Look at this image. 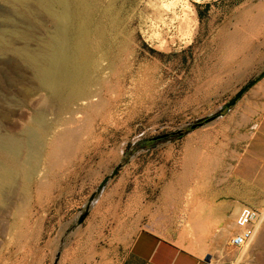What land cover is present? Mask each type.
<instances>
[{
  "label": "rangeland",
  "instance_id": "374dc122",
  "mask_svg": "<svg viewBox=\"0 0 264 264\" xmlns=\"http://www.w3.org/2000/svg\"><path fill=\"white\" fill-rule=\"evenodd\" d=\"M187 5L197 21L183 32L181 18ZM110 6L116 9L113 15L119 27L115 39L109 28L107 36L116 53L120 52L116 73L107 80L113 95L103 93L108 105L85 120L80 148L68 162L55 167L46 179L50 188L36 192L43 174L37 176L29 197L17 191L10 200L19 206L0 210V264H112L114 255H125L142 227L171 232L176 217L169 189L174 181L178 188L180 178L192 177L194 185L203 188L217 163H224V173H231L253 138L249 128L264 112V24L251 32L246 28L262 14L259 8L264 0H229L212 8H193L188 0L100 3L103 9ZM12 15L13 8L0 2V32L8 28L7 17ZM110 18L98 17L106 25ZM25 21L36 31L32 19ZM45 28L51 30L52 24L45 22ZM225 35L234 39L228 52L219 42ZM1 60L0 56V70L11 85L3 81L0 132L16 136L35 109L51 117L57 105L35 96L32 109L12 106L8 99H22L28 83L5 70ZM258 78L234 107L222 112L241 89ZM200 122L183 138L173 135ZM118 166V174L99 191ZM257 170L261 179L254 189L246 188L245 198L260 214L264 171ZM202 199L197 203L203 207ZM204 230L203 224L192 234L202 236ZM236 232L235 227L222 260L264 264V229L260 239L241 250L230 246Z\"/></svg>",
  "mask_w": 264,
  "mask_h": 264
},
{
  "label": "bare ground",
  "instance_id": "6f19581e",
  "mask_svg": "<svg viewBox=\"0 0 264 264\" xmlns=\"http://www.w3.org/2000/svg\"><path fill=\"white\" fill-rule=\"evenodd\" d=\"M101 1L0 0L13 8L12 18L7 17L8 28L0 32L1 61L5 70L28 83L24 97L19 100L10 97V104L20 109H32L35 104L33 98L37 96L41 101L47 99L57 105V111L51 114V117L35 109L32 118H29L31 121L25 123L16 136L2 135L0 132L2 211L9 205H18L11 202V194L19 191L23 196L29 197L37 176L43 174L41 185L35 189L36 192L50 188L46 179L54 174L56 166L68 162L79 146L78 143L83 142L80 132L85 126V120H90L91 116L95 117L100 109L108 105L102 95L110 91L107 80L109 74L114 76L116 73L115 67L120 52L117 51V54L113 49L114 45L108 40L107 29L109 28L115 39L119 24L113 15V10L116 9L112 6L101 8ZM185 7L187 13L182 16L180 25L183 32L190 29L191 22L197 21L192 8L188 5ZM259 9L263 11L262 14L249 23L246 31L251 32L258 25L264 24V6ZM100 15H110V23L106 25L100 22ZM26 19L34 21L36 31L33 26L27 24ZM45 22L52 24L51 30L45 28ZM233 40L229 35L222 37L219 41L222 50H231ZM165 43L164 40L163 44ZM3 81L11 85L9 77L0 70V94L4 96ZM113 91H110V96ZM6 94L10 95L8 91ZM101 126L102 123L96 127V131L101 129ZM82 133L85 138V132ZM87 137L89 138L88 135ZM169 191L174 198V187ZM195 206L198 207V213L188 220L186 230L189 234L203 226L206 216L199 203ZM14 220L17 221L15 214ZM16 224L14 221V228ZM263 229L264 209L253 226L252 241L260 239ZM245 252L247 253V250L242 253Z\"/></svg>",
  "mask_w": 264,
  "mask_h": 264
},
{
  "label": "crops",
  "instance_id": "0c3cea01",
  "mask_svg": "<svg viewBox=\"0 0 264 264\" xmlns=\"http://www.w3.org/2000/svg\"><path fill=\"white\" fill-rule=\"evenodd\" d=\"M249 133H253V138L231 173H224L225 164L217 163L212 173L205 177L203 188L196 187L192 177L188 180L180 178L178 188L174 181L173 211L176 218L171 232L149 225L142 227L132 238L125 255H114L112 264H232L222 258L235 228L236 217L241 206L249 205L245 198L246 188L254 189L261 179L257 167L264 171V112L255 126L249 128ZM186 196L192 198L186 199ZM200 197H203L206 215L202 236L183 231L185 221L198 213L195 204Z\"/></svg>",
  "mask_w": 264,
  "mask_h": 264
},
{
  "label": "built area",
  "instance_id": "2783aa9c",
  "mask_svg": "<svg viewBox=\"0 0 264 264\" xmlns=\"http://www.w3.org/2000/svg\"><path fill=\"white\" fill-rule=\"evenodd\" d=\"M229 0H188L189 4L194 8V5L203 8H212L215 5L226 3ZM259 218V211L250 206L243 205L235 220L237 232L230 240V246L233 249L241 250L248 246L253 239V226Z\"/></svg>",
  "mask_w": 264,
  "mask_h": 264
},
{
  "label": "water",
  "instance_id": "95a60500",
  "mask_svg": "<svg viewBox=\"0 0 264 264\" xmlns=\"http://www.w3.org/2000/svg\"><path fill=\"white\" fill-rule=\"evenodd\" d=\"M259 80H260V78H258V79H256V80L252 81V82L249 83L247 86H245L243 89H241V90L236 94V96H235V97H234V98H233V99H232V100L226 105V108H227V109H231L232 107H234V106L237 104V102H238V101L244 96V94H245L248 90H250L251 88H253V87L259 82ZM193 129H195V127H194ZM120 168H121V166L116 167V168L114 169V171L112 172V174H111L109 177H106V178L103 180V182H102V183L100 184V186H99V189H98L99 191H101L102 189H104L105 186L108 184V182L118 174ZM86 215H87V214H85V215L81 218L80 223L83 222V220H84V218L86 217Z\"/></svg>",
  "mask_w": 264,
  "mask_h": 264
},
{
  "label": "trees",
  "instance_id": "16d2710c",
  "mask_svg": "<svg viewBox=\"0 0 264 264\" xmlns=\"http://www.w3.org/2000/svg\"><path fill=\"white\" fill-rule=\"evenodd\" d=\"M230 109H224V111H222L223 113L224 112H227L229 111ZM222 114V113H221ZM201 124H203L202 122L198 123V124H195L194 126H191L189 127L188 129H186L185 131H183L182 133H175L173 135H179L180 138H183L186 134L190 133L191 131L197 129ZM195 127V129H193ZM167 136H164V137H158V138H154V139H151L150 140V143H154V142H158L160 139L162 138H166Z\"/></svg>",
  "mask_w": 264,
  "mask_h": 264
}]
</instances>
